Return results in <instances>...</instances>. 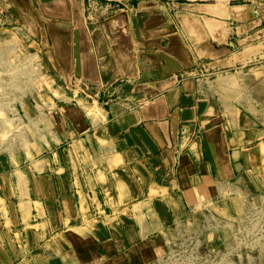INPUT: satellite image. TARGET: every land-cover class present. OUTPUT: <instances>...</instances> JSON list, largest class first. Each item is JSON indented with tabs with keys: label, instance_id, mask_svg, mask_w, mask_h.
Masks as SVG:
<instances>
[{
	"label": "crops",
	"instance_id": "obj_1",
	"mask_svg": "<svg viewBox=\"0 0 264 264\" xmlns=\"http://www.w3.org/2000/svg\"><path fill=\"white\" fill-rule=\"evenodd\" d=\"M172 263L264 264V0H0V264Z\"/></svg>",
	"mask_w": 264,
	"mask_h": 264
},
{
	"label": "rangeland",
	"instance_id": "obj_2",
	"mask_svg": "<svg viewBox=\"0 0 264 264\" xmlns=\"http://www.w3.org/2000/svg\"><path fill=\"white\" fill-rule=\"evenodd\" d=\"M162 6H164V3H161ZM89 8V7H88ZM91 10V8L89 10H87L86 16L88 18L89 23L91 24H95V23H99L100 20L102 18H100V15L102 14V11L97 12L96 14H94V12ZM94 21V22H93ZM78 88H82L81 84H76V82L73 83V89H78ZM177 248V247H175ZM174 264V263H172Z\"/></svg>",
	"mask_w": 264,
	"mask_h": 264
},
{
	"label": "built area",
	"instance_id": "obj_3",
	"mask_svg": "<svg viewBox=\"0 0 264 264\" xmlns=\"http://www.w3.org/2000/svg\"><path fill=\"white\" fill-rule=\"evenodd\" d=\"M91 8V10L93 11V8L92 7H89V9ZM219 72H215V73H209V74H204V73H201L200 75V78L199 79H209V78H212L213 76H216Z\"/></svg>",
	"mask_w": 264,
	"mask_h": 264
}]
</instances>
